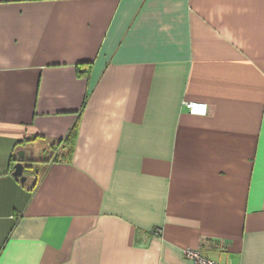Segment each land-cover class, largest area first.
I'll return each instance as SVG.
<instances>
[{
	"label": "crops",
	"instance_id": "1",
	"mask_svg": "<svg viewBox=\"0 0 264 264\" xmlns=\"http://www.w3.org/2000/svg\"><path fill=\"white\" fill-rule=\"evenodd\" d=\"M186 248L264 264V0H0V264Z\"/></svg>",
	"mask_w": 264,
	"mask_h": 264
},
{
	"label": "trees",
	"instance_id": "2",
	"mask_svg": "<svg viewBox=\"0 0 264 264\" xmlns=\"http://www.w3.org/2000/svg\"><path fill=\"white\" fill-rule=\"evenodd\" d=\"M88 67H89L88 64H80V66L77 67L79 76L82 75L84 72H87ZM77 128H78L77 124H74V126L70 129L69 133L65 138L50 142V148L52 152L51 157L42 162L45 163L46 165L51 163L70 162L71 155L73 152L74 141L77 133ZM25 168L26 171L29 168H31V166L27 165ZM33 173L36 174L37 171H33Z\"/></svg>",
	"mask_w": 264,
	"mask_h": 264
},
{
	"label": "built area",
	"instance_id": "3",
	"mask_svg": "<svg viewBox=\"0 0 264 264\" xmlns=\"http://www.w3.org/2000/svg\"><path fill=\"white\" fill-rule=\"evenodd\" d=\"M189 114L192 115H206L207 104L199 102L184 103ZM183 256L191 261L192 264H217L214 260L207 258L201 254L199 250L186 248L183 250Z\"/></svg>",
	"mask_w": 264,
	"mask_h": 264
},
{
	"label": "water",
	"instance_id": "4",
	"mask_svg": "<svg viewBox=\"0 0 264 264\" xmlns=\"http://www.w3.org/2000/svg\"><path fill=\"white\" fill-rule=\"evenodd\" d=\"M18 162L14 165L13 175L18 177L21 182L26 180V177L23 175L24 166L22 161L24 159V152L22 150L17 152Z\"/></svg>",
	"mask_w": 264,
	"mask_h": 264
},
{
	"label": "rangeland",
	"instance_id": "5",
	"mask_svg": "<svg viewBox=\"0 0 264 264\" xmlns=\"http://www.w3.org/2000/svg\"><path fill=\"white\" fill-rule=\"evenodd\" d=\"M35 150H36L37 152L40 150L39 145H36V146H35ZM39 152H40V151H39ZM38 154H39V153H38ZM33 162H34V161H33ZM41 167H42V166H39V165L36 166V169L38 170V171H37L38 174H40V173H39V170L41 169ZM30 169H31V168H30ZM33 174H34V173H33V172H30L29 170H26V171H25V175H26V177H28V181L31 180Z\"/></svg>",
	"mask_w": 264,
	"mask_h": 264
}]
</instances>
